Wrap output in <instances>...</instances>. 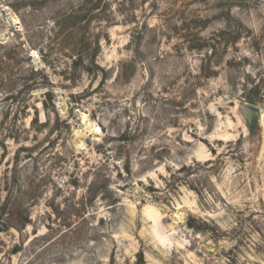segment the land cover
Returning <instances> with one entry per match:
<instances>
[{"label":"rangeland","instance_id":"obj_1","mask_svg":"<svg viewBox=\"0 0 264 264\" xmlns=\"http://www.w3.org/2000/svg\"><path fill=\"white\" fill-rule=\"evenodd\" d=\"M82 2L0 0V264H264V0Z\"/></svg>","mask_w":264,"mask_h":264},{"label":"trees","instance_id":"obj_2","mask_svg":"<svg viewBox=\"0 0 264 264\" xmlns=\"http://www.w3.org/2000/svg\"><path fill=\"white\" fill-rule=\"evenodd\" d=\"M102 3L105 5L104 0H83L81 7L79 10H77L74 15H72L69 20L70 22L74 25V24H80L82 22L85 21V18L88 14H91L90 12H94V11H103V13L101 12H97L98 15H106V10L105 8L102 6ZM100 7H102L100 9ZM108 11V10H107ZM81 28V27H80ZM83 30V33H85V26H82L81 28ZM77 29H75L73 32L70 33V35H73V37H76V39L73 42V47L70 49L71 52V56L70 57H75V60L73 62L74 65V69L77 68V65H82L83 63V56L89 57L90 59V64L93 63L94 58L96 57V50L95 51H91L89 52V44H88V38L85 37V35L82 33V30L79 34V31L77 32V34L75 33ZM72 46V45H71ZM70 46V47H71ZM95 53V54H94ZM84 69L83 71H86L87 73L90 72L89 68H82ZM74 78V76H72ZM73 78L71 80H73ZM43 106H44V102H42Z\"/></svg>","mask_w":264,"mask_h":264}]
</instances>
